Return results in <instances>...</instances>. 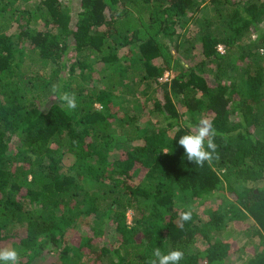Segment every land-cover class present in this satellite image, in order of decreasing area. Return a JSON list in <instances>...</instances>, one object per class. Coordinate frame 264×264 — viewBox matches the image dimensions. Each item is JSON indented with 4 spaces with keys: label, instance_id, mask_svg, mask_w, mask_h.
Instances as JSON below:
<instances>
[{
    "label": "trees",
    "instance_id": "1",
    "mask_svg": "<svg viewBox=\"0 0 264 264\" xmlns=\"http://www.w3.org/2000/svg\"><path fill=\"white\" fill-rule=\"evenodd\" d=\"M201 117L203 167L177 143ZM8 243L20 264H264V0H0Z\"/></svg>",
    "mask_w": 264,
    "mask_h": 264
},
{
    "label": "clouds",
    "instance_id": "2",
    "mask_svg": "<svg viewBox=\"0 0 264 264\" xmlns=\"http://www.w3.org/2000/svg\"><path fill=\"white\" fill-rule=\"evenodd\" d=\"M252 39L257 41L259 34L254 35ZM51 92L55 100L61 103L67 112L71 113L77 108L75 93L63 90L61 84H53ZM215 135L216 132L212 126V120L208 117H201L191 131L179 137L177 143L183 149L188 161L203 167L206 162L210 164L214 158L216 145L213 138ZM170 151L165 150L166 153ZM180 218L183 221H187L191 219V213L181 212ZM152 255L154 259L150 260L149 264H179L184 254L178 249L162 253L159 248H156ZM0 264H20V255L16 248L0 245Z\"/></svg>",
    "mask_w": 264,
    "mask_h": 264
},
{
    "label": "rangeland",
    "instance_id": "3",
    "mask_svg": "<svg viewBox=\"0 0 264 264\" xmlns=\"http://www.w3.org/2000/svg\"><path fill=\"white\" fill-rule=\"evenodd\" d=\"M210 10V9H209ZM14 26V25H13ZM11 27L9 30H13L14 29V27ZM219 47L220 48H222V45H219ZM169 75H171V73H169L168 71H165L163 74H162V76L159 78V80H164V79H166V77H168ZM175 102H176V105H177V107L179 108V109H181L182 108V103H181V100H180V98H176L175 99ZM214 202V201H213ZM213 202H210L211 204H213ZM209 203V204H210ZM202 208H204V205H201V206H199V205H196V210L200 213V215H203V210H202ZM205 215V214H204ZM128 218H129V220H130V211H128ZM237 241H239V243L240 244H242V243H244V241H245V236L244 235H238L237 237ZM6 245V244H5ZM11 244L10 243H8V246H10ZM251 248H252V245L251 244H249V243H246V245L244 246V255L246 254V253H249L250 251H251ZM41 261H42V259H40Z\"/></svg>",
    "mask_w": 264,
    "mask_h": 264
}]
</instances>
